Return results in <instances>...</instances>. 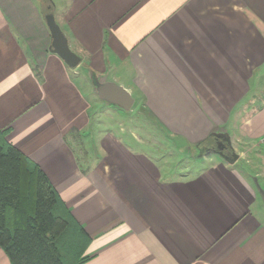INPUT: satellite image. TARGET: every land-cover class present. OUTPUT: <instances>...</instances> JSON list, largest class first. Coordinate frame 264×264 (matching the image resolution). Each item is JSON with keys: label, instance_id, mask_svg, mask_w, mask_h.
<instances>
[{"label": "crops", "instance_id": "1", "mask_svg": "<svg viewBox=\"0 0 264 264\" xmlns=\"http://www.w3.org/2000/svg\"><path fill=\"white\" fill-rule=\"evenodd\" d=\"M48 1L80 63L51 52L45 0H0V133L90 239L80 264H264V0ZM94 79L201 162L174 169L122 128L79 145ZM213 133L233 163L193 148Z\"/></svg>", "mask_w": 264, "mask_h": 264}, {"label": "trees", "instance_id": "2", "mask_svg": "<svg viewBox=\"0 0 264 264\" xmlns=\"http://www.w3.org/2000/svg\"><path fill=\"white\" fill-rule=\"evenodd\" d=\"M89 243L45 174L0 133V248L10 263L80 264Z\"/></svg>", "mask_w": 264, "mask_h": 264}, {"label": "rangeland", "instance_id": "3", "mask_svg": "<svg viewBox=\"0 0 264 264\" xmlns=\"http://www.w3.org/2000/svg\"><path fill=\"white\" fill-rule=\"evenodd\" d=\"M95 96H92V99ZM91 122L89 130L82 134H74L76 142L80 145L85 141V133L89 135V150L92 149V140H94L101 131H117L119 128L127 130L123 137L128 139V142L132 140L131 134L128 130L140 134L141 138L148 143L154 144L157 147L165 145L163 150H159V155L163 156L164 160L169 162V165L177 170L186 169L193 170L192 166L195 162L200 163L201 159H194L198 154L194 149L189 152L178 151L175 147L172 148L173 142L167 139V137L160 131L159 126L155 121L149 119L147 114L137 104L124 111L117 106L105 103L94 98V103L91 108ZM87 138V137H86ZM212 142V141H211ZM161 151V152H160ZM200 167V166H198Z\"/></svg>", "mask_w": 264, "mask_h": 264}, {"label": "water", "instance_id": "4", "mask_svg": "<svg viewBox=\"0 0 264 264\" xmlns=\"http://www.w3.org/2000/svg\"><path fill=\"white\" fill-rule=\"evenodd\" d=\"M44 20L51 37V52L59 57L69 68L77 67L80 63V58L69 49L68 40L56 23L53 12L46 13ZM95 90L97 97L105 103L116 105L123 110H129L133 105V99L130 94L124 88L113 83H95ZM211 137L218 140L217 147L212 151L225 161L233 163L237 159L235 153L231 151L229 156L223 152L230 145L227 135L213 133ZM255 185L264 202V191L257 183Z\"/></svg>", "mask_w": 264, "mask_h": 264}, {"label": "flooded vegetation", "instance_id": "5", "mask_svg": "<svg viewBox=\"0 0 264 264\" xmlns=\"http://www.w3.org/2000/svg\"><path fill=\"white\" fill-rule=\"evenodd\" d=\"M94 82L97 83L95 79H94ZM211 141H212V142H211ZM217 145H218V140L212 138V139L208 142V144H207V146H206L205 148H211V149L213 150L214 148L217 147ZM223 152H224L225 154H227V155L230 156L231 150H230L229 147H226V148L223 150Z\"/></svg>", "mask_w": 264, "mask_h": 264}]
</instances>
